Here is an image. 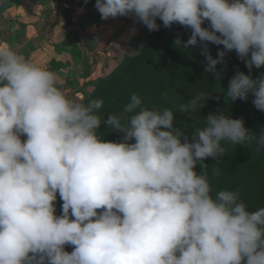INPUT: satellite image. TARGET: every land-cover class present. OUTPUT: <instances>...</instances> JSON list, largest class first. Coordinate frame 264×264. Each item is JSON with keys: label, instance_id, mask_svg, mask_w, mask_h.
<instances>
[{"label": "clouds", "instance_id": "obj_1", "mask_svg": "<svg viewBox=\"0 0 264 264\" xmlns=\"http://www.w3.org/2000/svg\"><path fill=\"white\" fill-rule=\"evenodd\" d=\"M94 7L103 20L131 17L150 32L158 19L191 29L174 43L202 45L206 72L230 51L249 70L264 66V0H96ZM209 43L223 46L215 58ZM250 93L264 111V72L237 70L227 98ZM209 98L199 92L177 111L194 112ZM102 105L71 99L55 72L0 45V264H264V207L249 210L231 190L213 197L204 163L220 162L225 140L264 149V128L254 135L242 117L209 112L189 135L172 110L145 107L136 94L125 123L111 114L102 120ZM102 122L122 138L105 140Z\"/></svg>", "mask_w": 264, "mask_h": 264}, {"label": "trees", "instance_id": "obj_2", "mask_svg": "<svg viewBox=\"0 0 264 264\" xmlns=\"http://www.w3.org/2000/svg\"><path fill=\"white\" fill-rule=\"evenodd\" d=\"M157 22L161 27L156 31L148 30L147 39L138 52L123 55L109 72L87 87L85 96L79 102L87 104L90 100L100 99L103 105L97 114L102 120L111 114L122 117V123H125L127 114L123 109L131 96L136 94L145 107L172 110L176 126L185 134L190 135L195 129L204 127V118L209 112L222 111L233 118L242 117L246 128L254 135L259 133L264 128V111L255 108L252 94L247 100L231 102L226 96V89L237 70L256 78L264 72V66L249 70L235 51H230L225 56V62L217 64L216 72H206L207 59L202 54V45L182 48L174 43L177 38L186 42L191 29L177 24L165 28L159 19ZM221 48L222 45L208 44V51L213 58ZM199 92L210 93V98L201 109L197 108L189 114L177 111L180 104ZM99 132H102L100 135H104L105 140L117 141L122 138L119 130L110 131L103 122ZM221 146L225 155L219 158V163L213 157L204 159L212 196L215 197L221 190H231L238 193L239 200L249 210L264 207V149L257 151L255 141L239 145L225 140ZM214 169H219L218 175L214 174ZM196 171H201L199 165ZM54 203L56 214L59 215L62 204L59 193ZM65 250L71 252L73 246L65 245Z\"/></svg>", "mask_w": 264, "mask_h": 264}, {"label": "crops", "instance_id": "obj_3", "mask_svg": "<svg viewBox=\"0 0 264 264\" xmlns=\"http://www.w3.org/2000/svg\"><path fill=\"white\" fill-rule=\"evenodd\" d=\"M95 2L96 0H80L77 3L64 0H4L0 9V45L14 49L34 63L47 66L56 73L58 87L71 99L79 102L92 82L90 78L85 82L83 70L78 64L80 56H71L69 53L72 44H78L84 37V33H76L72 29L70 17L75 16L81 23L87 24L85 29H81L88 35L102 33L103 38L109 39L115 34L114 29L100 30L96 21L91 22L94 14L101 18L94 7ZM118 17L101 20L105 23L112 20L117 22L120 19ZM94 73L98 71L93 70Z\"/></svg>", "mask_w": 264, "mask_h": 264}, {"label": "rangeland", "instance_id": "obj_4", "mask_svg": "<svg viewBox=\"0 0 264 264\" xmlns=\"http://www.w3.org/2000/svg\"><path fill=\"white\" fill-rule=\"evenodd\" d=\"M78 1L80 0H77L76 3ZM119 17L117 22L112 20L105 23L97 15L92 16L91 22L96 21L100 30L114 29L115 34L109 39L103 38L102 33L88 35L84 31V26L87 24L81 23L75 16L70 17L72 29L76 30V33H84L83 39L78 44H72L69 53L71 56H80L78 57V64L79 68L83 70L85 82L88 81V78L92 83L95 82L98 77L103 76L119 63L123 55L137 53L140 46L146 41L148 28L145 25L134 22L131 17ZM59 49L63 52L62 48ZM109 65L110 67H108ZM93 70L98 71V73L93 74Z\"/></svg>", "mask_w": 264, "mask_h": 264}, {"label": "built area", "instance_id": "obj_5", "mask_svg": "<svg viewBox=\"0 0 264 264\" xmlns=\"http://www.w3.org/2000/svg\"><path fill=\"white\" fill-rule=\"evenodd\" d=\"M64 1H67V2H76L77 0H64Z\"/></svg>", "mask_w": 264, "mask_h": 264}, {"label": "water", "instance_id": "obj_6", "mask_svg": "<svg viewBox=\"0 0 264 264\" xmlns=\"http://www.w3.org/2000/svg\"><path fill=\"white\" fill-rule=\"evenodd\" d=\"M4 0H0V9H1V7H2V2H3Z\"/></svg>", "mask_w": 264, "mask_h": 264}]
</instances>
